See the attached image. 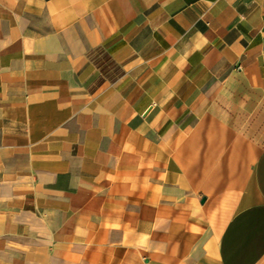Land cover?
Listing matches in <instances>:
<instances>
[{
  "label": "crops",
  "instance_id": "1",
  "mask_svg": "<svg viewBox=\"0 0 264 264\" xmlns=\"http://www.w3.org/2000/svg\"><path fill=\"white\" fill-rule=\"evenodd\" d=\"M0 264H264V0H0Z\"/></svg>",
  "mask_w": 264,
  "mask_h": 264
},
{
  "label": "water",
  "instance_id": "2",
  "mask_svg": "<svg viewBox=\"0 0 264 264\" xmlns=\"http://www.w3.org/2000/svg\"><path fill=\"white\" fill-rule=\"evenodd\" d=\"M150 106L146 109V111L144 112V115L150 110Z\"/></svg>",
  "mask_w": 264,
  "mask_h": 264
}]
</instances>
